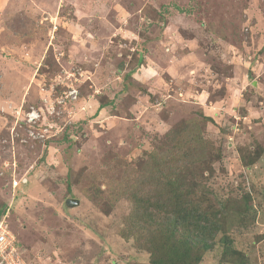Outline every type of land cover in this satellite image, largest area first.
Segmentation results:
<instances>
[{
  "label": "rangeland",
  "instance_id": "374dc122",
  "mask_svg": "<svg viewBox=\"0 0 264 264\" xmlns=\"http://www.w3.org/2000/svg\"><path fill=\"white\" fill-rule=\"evenodd\" d=\"M168 185L264 264V0H0L3 264H154Z\"/></svg>",
  "mask_w": 264,
  "mask_h": 264
},
{
  "label": "trees",
  "instance_id": "16d2710c",
  "mask_svg": "<svg viewBox=\"0 0 264 264\" xmlns=\"http://www.w3.org/2000/svg\"><path fill=\"white\" fill-rule=\"evenodd\" d=\"M100 107L102 108V106ZM194 127L196 126L194 125ZM195 136L196 135H194L193 138L187 142L195 147V152L197 154H206V145L204 146L203 138H195ZM175 190H177L175 185L165 186L161 192L163 200L161 199V196L159 198V201H162V203H157V205L154 204V206L157 208L163 207L167 210L169 209L168 211L165 210L167 211L165 213L167 219H165L164 223L167 225L171 224L170 226H173L172 229L175 231L178 229L179 225L181 226L185 224L186 226L196 221V228L205 234L204 237H200V235L194 238L190 236H184L177 239L176 234L173 231L172 234L170 233V238L168 239L169 242L167 244L165 242H161L160 244V250L162 252L161 256L157 259L151 260V262L154 264H198L201 261L203 253L207 250H210L213 243V240H211L213 235L207 238V236L213 234L211 231H209L210 222L206 219L204 214L200 213L197 211V209H194L191 206L189 209H187V207L183 209V206H181V203H179V201L182 199L179 198V194ZM188 196L189 194H186V197ZM146 201L148 202L149 198ZM175 212H181L182 214V221L180 223L175 219V217L171 218ZM2 215H4V211L0 212V217ZM199 224L203 227H200ZM160 231L164 233L162 230Z\"/></svg>",
  "mask_w": 264,
  "mask_h": 264
},
{
  "label": "built area",
  "instance_id": "2783aa9c",
  "mask_svg": "<svg viewBox=\"0 0 264 264\" xmlns=\"http://www.w3.org/2000/svg\"><path fill=\"white\" fill-rule=\"evenodd\" d=\"M14 244L16 245L15 239L9 233L5 220L0 219V264L8 261V258L11 259L12 254L16 253V247ZM11 263H13V261L8 264Z\"/></svg>",
  "mask_w": 264,
  "mask_h": 264
},
{
  "label": "water",
  "instance_id": "95a60500",
  "mask_svg": "<svg viewBox=\"0 0 264 264\" xmlns=\"http://www.w3.org/2000/svg\"><path fill=\"white\" fill-rule=\"evenodd\" d=\"M67 205L68 206H77L78 205V201L77 200H68L67 201Z\"/></svg>",
  "mask_w": 264,
  "mask_h": 264
}]
</instances>
